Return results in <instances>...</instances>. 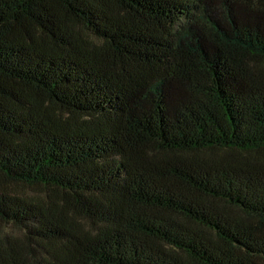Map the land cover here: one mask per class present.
<instances>
[{"label": "trees", "instance_id": "16d2710c", "mask_svg": "<svg viewBox=\"0 0 264 264\" xmlns=\"http://www.w3.org/2000/svg\"><path fill=\"white\" fill-rule=\"evenodd\" d=\"M0 264H264V0H0Z\"/></svg>", "mask_w": 264, "mask_h": 264}]
</instances>
